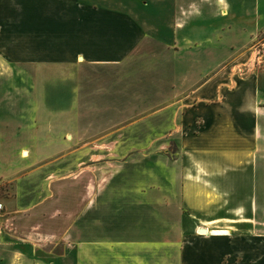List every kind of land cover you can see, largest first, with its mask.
<instances>
[{"label": "crops", "instance_id": "0c3cea01", "mask_svg": "<svg viewBox=\"0 0 264 264\" xmlns=\"http://www.w3.org/2000/svg\"><path fill=\"white\" fill-rule=\"evenodd\" d=\"M262 32L264 0H0V264H264Z\"/></svg>", "mask_w": 264, "mask_h": 264}, {"label": "rangeland", "instance_id": "374dc122", "mask_svg": "<svg viewBox=\"0 0 264 264\" xmlns=\"http://www.w3.org/2000/svg\"><path fill=\"white\" fill-rule=\"evenodd\" d=\"M259 42H257V43H255L256 45L257 44H259V43H261V44H259V50H257V52L259 53H261V52H263V49H264V46H262V42L264 41V32H262L261 34H260V36H259ZM92 235L89 233V235L88 236H81V237H91Z\"/></svg>", "mask_w": 264, "mask_h": 264}, {"label": "trees", "instance_id": "16d2710c", "mask_svg": "<svg viewBox=\"0 0 264 264\" xmlns=\"http://www.w3.org/2000/svg\"><path fill=\"white\" fill-rule=\"evenodd\" d=\"M169 152H171V153L174 152V147L173 146L170 147Z\"/></svg>", "mask_w": 264, "mask_h": 264}, {"label": "built area", "instance_id": "2783aa9c", "mask_svg": "<svg viewBox=\"0 0 264 264\" xmlns=\"http://www.w3.org/2000/svg\"><path fill=\"white\" fill-rule=\"evenodd\" d=\"M3 209V205L0 203V211H2Z\"/></svg>", "mask_w": 264, "mask_h": 264}, {"label": "water", "instance_id": "95a60500", "mask_svg": "<svg viewBox=\"0 0 264 264\" xmlns=\"http://www.w3.org/2000/svg\"><path fill=\"white\" fill-rule=\"evenodd\" d=\"M201 231H204V229H200V232H201Z\"/></svg>", "mask_w": 264, "mask_h": 264}]
</instances>
